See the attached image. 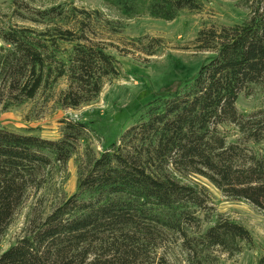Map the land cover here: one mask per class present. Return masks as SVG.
Listing matches in <instances>:
<instances>
[{
  "label": "trees",
  "instance_id": "obj_1",
  "mask_svg": "<svg viewBox=\"0 0 264 264\" xmlns=\"http://www.w3.org/2000/svg\"><path fill=\"white\" fill-rule=\"evenodd\" d=\"M106 1L128 20L150 16L166 22L203 5ZM249 3L245 22L199 32L195 48L213 57L194 78L146 104L100 156L86 148L78 191L46 219L29 223L0 264H171L165 254L172 249L180 250L187 264H210L216 249L235 255L242 244H253L243 225L223 216L205 229L210 195L187 181L209 180L229 199L264 214V109L243 114L236 106L240 96L264 91V0ZM0 43L5 110L35 99L62 78L69 88L60 105L77 109L96 101L105 81L121 74L118 60L101 45L68 30L2 28ZM63 125L58 140L0 128V246L30 192L43 191L51 169L65 168L91 134L83 122ZM224 127L236 128L240 137L229 142Z\"/></svg>",
  "mask_w": 264,
  "mask_h": 264
},
{
  "label": "rangeland",
  "instance_id": "obj_2",
  "mask_svg": "<svg viewBox=\"0 0 264 264\" xmlns=\"http://www.w3.org/2000/svg\"><path fill=\"white\" fill-rule=\"evenodd\" d=\"M198 1L203 4L200 11H185L173 22H166L150 16L128 20L106 0H0V29L28 28L38 33L62 29L86 36L89 42L101 45L116 58L121 71L116 80L105 81L96 101L77 109L60 105L62 94L69 88L67 78L60 79L52 88L42 89L24 105L8 110L0 105V128L11 132L58 140L65 121L75 120L92 127L66 167L51 169L45 189L30 192L2 240L0 256L26 235L29 223L46 219L56 206L78 191V165L87 147L100 156L132 127L146 104L198 74L204 62L213 57L211 52L195 48L199 32L245 22L252 0ZM236 106L243 114L264 109V91L255 89L252 96H240ZM223 130L229 142L240 137L236 128ZM187 181L199 184L210 195V222L205 223V229L223 216L243 225L254 239L252 245L242 244L235 255L212 251L210 264H257L264 258V214L245 201L229 199L209 180L192 176ZM200 217L204 220L205 214ZM165 255L171 264H187L178 249Z\"/></svg>",
  "mask_w": 264,
  "mask_h": 264
}]
</instances>
